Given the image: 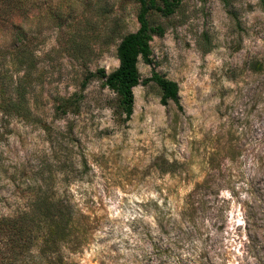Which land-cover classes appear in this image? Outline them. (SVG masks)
Masks as SVG:
<instances>
[{
	"label": "rangeland",
	"instance_id": "374dc122",
	"mask_svg": "<svg viewBox=\"0 0 264 264\" xmlns=\"http://www.w3.org/2000/svg\"><path fill=\"white\" fill-rule=\"evenodd\" d=\"M48 1L62 23L34 43L35 66L0 55V216L43 192L70 203L78 223L65 264H264L259 0L152 13L164 33L138 62L126 121L97 72L117 67L137 1ZM153 72L177 83L178 104L142 82Z\"/></svg>",
	"mask_w": 264,
	"mask_h": 264
},
{
	"label": "trees",
	"instance_id": "16d2710c",
	"mask_svg": "<svg viewBox=\"0 0 264 264\" xmlns=\"http://www.w3.org/2000/svg\"><path fill=\"white\" fill-rule=\"evenodd\" d=\"M136 1L139 26L135 31L123 35L117 43V67L109 73L102 69L97 72L104 78L103 86L115 94L116 112L125 121L130 119L133 111V88L141 82L138 62L151 61L150 41L154 35L161 36L164 33L163 25L152 23L149 16L152 13L170 16L181 2ZM259 2L264 8V0ZM54 18L57 20L55 26H60L62 21L54 17L52 1L0 0V55H12L20 68H33L36 63L34 43L46 39L44 29L46 32L54 30ZM34 23L36 26L31 27ZM149 81L159 88L162 105H167L170 100L178 104V85L175 81L157 72L142 82ZM9 110L13 109L8 106ZM75 220L70 203L44 192L37 195L28 210L14 216H0V252L3 253L0 256L3 264H65L60 250L64 243L71 241L78 223Z\"/></svg>",
	"mask_w": 264,
	"mask_h": 264
}]
</instances>
